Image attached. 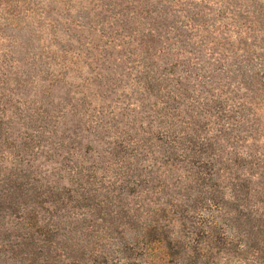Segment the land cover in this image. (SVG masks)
Returning a JSON list of instances; mask_svg holds the SVG:
<instances>
[{"label": "clouds", "instance_id": "1", "mask_svg": "<svg viewBox=\"0 0 264 264\" xmlns=\"http://www.w3.org/2000/svg\"><path fill=\"white\" fill-rule=\"evenodd\" d=\"M0 264H264V0H0Z\"/></svg>", "mask_w": 264, "mask_h": 264}]
</instances>
